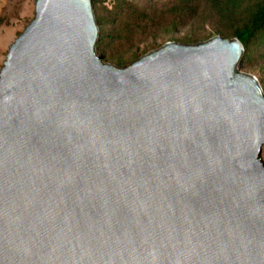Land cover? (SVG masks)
Instances as JSON below:
<instances>
[{"label": "water", "instance_id": "95a60500", "mask_svg": "<svg viewBox=\"0 0 264 264\" xmlns=\"http://www.w3.org/2000/svg\"><path fill=\"white\" fill-rule=\"evenodd\" d=\"M93 0H36L0 70V264H264V89L220 34L127 65Z\"/></svg>", "mask_w": 264, "mask_h": 264}, {"label": "rangeland", "instance_id": "374dc122", "mask_svg": "<svg viewBox=\"0 0 264 264\" xmlns=\"http://www.w3.org/2000/svg\"><path fill=\"white\" fill-rule=\"evenodd\" d=\"M35 4L36 0H0V70L10 44L34 18ZM176 4L181 9L179 14L171 11ZM192 4L193 0H93L100 28L97 52L105 60L127 65L142 54L169 41L172 33L160 30L159 26L167 25L166 21L171 18L179 19L174 34L176 37H183L189 31V26L200 20L198 19L200 12L205 8V4L201 3L197 11L192 12ZM141 14L153 18L155 16L165 21L150 27L149 21L145 17L142 18ZM134 21L137 23L136 26H127L129 22ZM203 26L207 35L201 40L217 34L228 38L235 37L217 33L216 26L210 22H204ZM239 69L257 76L264 89V31L259 33L248 47L244 46ZM261 156L264 161V145Z\"/></svg>", "mask_w": 264, "mask_h": 264}, {"label": "trees", "instance_id": "16d2710c", "mask_svg": "<svg viewBox=\"0 0 264 264\" xmlns=\"http://www.w3.org/2000/svg\"><path fill=\"white\" fill-rule=\"evenodd\" d=\"M192 12L197 11V7L204 3V10L200 12L199 21H194V24L189 26V31L183 37H176L175 25L179 19L171 18L166 21L165 26H159L160 30L172 33L169 40H175L182 43L197 42L204 39L207 33L204 30V22H210L217 33H222L226 36H237L245 47H248L255 37L264 31V0H193ZM171 11L180 13L179 5H173ZM142 18H146L150 23V27H155L158 24L164 23V19L148 17L146 14H141ZM99 20L102 21L100 16ZM137 25L136 21L129 22L127 26ZM147 26V27H149ZM148 29V28H147ZM159 30V32H160ZM103 27L101 35H103ZM102 38V37H101ZM208 38V37H207Z\"/></svg>", "mask_w": 264, "mask_h": 264}]
</instances>
